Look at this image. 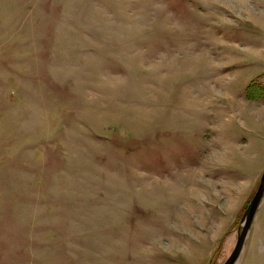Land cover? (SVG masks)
Instances as JSON below:
<instances>
[{
	"label": "rangeland",
	"instance_id": "1",
	"mask_svg": "<svg viewBox=\"0 0 264 264\" xmlns=\"http://www.w3.org/2000/svg\"><path fill=\"white\" fill-rule=\"evenodd\" d=\"M253 3L0 0V264L224 262L264 169Z\"/></svg>",
	"mask_w": 264,
	"mask_h": 264
},
{
	"label": "water",
	"instance_id": "2",
	"mask_svg": "<svg viewBox=\"0 0 264 264\" xmlns=\"http://www.w3.org/2000/svg\"><path fill=\"white\" fill-rule=\"evenodd\" d=\"M263 194H264V169L260 175L256 190L251 196L250 200L247 202L246 208L240 218V229L237 233L233 248L222 264H235V262L237 261L244 246V242L248 234L254 214L261 201V198L263 197Z\"/></svg>",
	"mask_w": 264,
	"mask_h": 264
},
{
	"label": "crops",
	"instance_id": "3",
	"mask_svg": "<svg viewBox=\"0 0 264 264\" xmlns=\"http://www.w3.org/2000/svg\"><path fill=\"white\" fill-rule=\"evenodd\" d=\"M252 5H254V6L243 7V11H242V15H244L243 22H246L247 24H249L250 27H252V26L257 27L259 24L264 25L263 23L260 22V19L264 18V17L262 16L261 12H258L259 8L255 7V6H257V4L255 3V0H254V3ZM246 90H245V95H243V96H246ZM256 98L260 99V100L255 99L259 103L253 104V103H251V101H255V100H249L248 101V100H245L244 98H242L243 101H247V102H243L241 104L243 107H246L247 109L251 108L252 106H259L262 108V109H260V111H261L264 109V99L262 97H256ZM259 117L262 119L261 115ZM258 120H260V119H257V121ZM263 197H264V194H263ZM262 203H263V198H262V201L260 202V205L258 206V208L256 210V213L254 214L253 220L251 222L248 234H247L245 242H244V246L246 243H249V242H252V244H254L257 242V240H260V243H261V235L264 233L259 232V231L254 232L252 228H253V222L255 219L259 225V219L261 218V220H262L264 218V214H263L264 210H262V208H263ZM230 217H231V212L229 213L228 221L230 220ZM244 246H243V248H244ZM243 248H242V250H243ZM209 252H210V250H209ZM239 257H240V255H239Z\"/></svg>",
	"mask_w": 264,
	"mask_h": 264
},
{
	"label": "bare ground",
	"instance_id": "4",
	"mask_svg": "<svg viewBox=\"0 0 264 264\" xmlns=\"http://www.w3.org/2000/svg\"><path fill=\"white\" fill-rule=\"evenodd\" d=\"M262 198H263V197H262ZM262 198H261V201H262ZM261 201H260V202H261ZM259 205H260V203H259ZM259 205H258V206H259ZM257 208H258V207H257ZM256 210H257V209H256ZM255 213H256V212H255ZM232 218H234V214L232 215L231 219H232ZM238 259H239V258H238ZM238 259H237V261L235 262V264L238 263Z\"/></svg>",
	"mask_w": 264,
	"mask_h": 264
}]
</instances>
